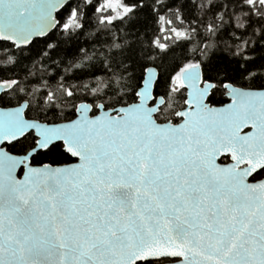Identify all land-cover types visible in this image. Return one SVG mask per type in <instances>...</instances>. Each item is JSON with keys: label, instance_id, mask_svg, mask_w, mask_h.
Masks as SVG:
<instances>
[{"label": "snow or ice", "instance_id": "obj_1", "mask_svg": "<svg viewBox=\"0 0 264 264\" xmlns=\"http://www.w3.org/2000/svg\"><path fill=\"white\" fill-rule=\"evenodd\" d=\"M216 2L0 0V264H264V0Z\"/></svg>", "mask_w": 264, "mask_h": 264}, {"label": "trees", "instance_id": "obj_2", "mask_svg": "<svg viewBox=\"0 0 264 264\" xmlns=\"http://www.w3.org/2000/svg\"><path fill=\"white\" fill-rule=\"evenodd\" d=\"M146 2L151 4L152 0H146ZM166 2L174 3L175 0H166ZM212 2H213V0H196V7L195 8H192L191 5H187V8L190 9L191 11H193V12L204 11V10H206L208 8L209 3H212ZM222 2H223V0H217L216 7H213L211 9V12H213V13L216 12L218 10L219 6H220V3H222ZM232 2H233V0H228L229 5H231ZM173 15H174V19H178V17H176L175 14H173ZM164 23H167V17H166ZM87 31H94V26L93 25H89V28L86 29V32ZM128 31H131V29H128ZM100 35H103V34H100ZM192 35H193V40H194L195 39V34L193 33ZM96 42L101 43V44L103 43V41L100 40L99 36H97ZM176 51L178 53H180L181 55H183V49L178 48V49H176ZM14 59L15 58H13V60ZM12 62L13 61L9 60L8 55H6V54L0 55V63L7 64V63H12ZM139 67H140L139 65L134 64V70L137 72V74H139ZM34 71L39 73V71H40L39 66H37L34 69Z\"/></svg>", "mask_w": 264, "mask_h": 264}]
</instances>
